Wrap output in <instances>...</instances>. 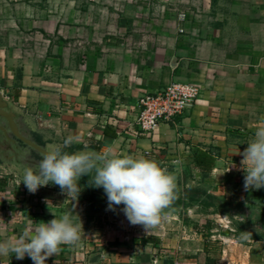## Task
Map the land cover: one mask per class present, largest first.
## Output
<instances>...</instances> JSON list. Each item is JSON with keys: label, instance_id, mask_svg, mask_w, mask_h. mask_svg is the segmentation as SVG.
<instances>
[{"label": "crops", "instance_id": "1", "mask_svg": "<svg viewBox=\"0 0 264 264\" xmlns=\"http://www.w3.org/2000/svg\"><path fill=\"white\" fill-rule=\"evenodd\" d=\"M174 81L200 86L196 104L176 125L140 131V97ZM0 91L37 142L77 136L66 151L154 159L198 191L179 194L193 223L170 212L176 232L143 234L97 223L104 203L92 196L29 193L0 160V241L73 208L82 246L62 245L45 264H264V188L244 189L240 154L264 123V0H0ZM198 150L214 159L205 177Z\"/></svg>", "mask_w": 264, "mask_h": 264}, {"label": "clouds", "instance_id": "2", "mask_svg": "<svg viewBox=\"0 0 264 264\" xmlns=\"http://www.w3.org/2000/svg\"><path fill=\"white\" fill-rule=\"evenodd\" d=\"M78 142L79 137L69 136L62 144L50 145L35 169L26 167L23 170L21 182L29 193L34 194L51 183L59 186L68 198L78 200L81 191L78 182L81 177L89 176L91 186L103 188L107 210L115 211L117 206L123 205L122 212L130 225H141L149 232L167 219L178 199L174 172L143 156H113L88 149L71 153L65 150ZM247 145L240 153L245 172L244 189L259 190L264 188V123L254 130ZM54 217L47 223L27 227L18 237L0 241V256L15 254L18 260L28 256L33 264H45L49 257L60 253L62 245L81 247L83 225L73 208L59 218ZM239 239L249 240L251 233L241 232Z\"/></svg>", "mask_w": 264, "mask_h": 264}, {"label": "built area", "instance_id": "3", "mask_svg": "<svg viewBox=\"0 0 264 264\" xmlns=\"http://www.w3.org/2000/svg\"><path fill=\"white\" fill-rule=\"evenodd\" d=\"M200 92L195 83L174 81L142 95L135 125L146 133H153L162 122L176 125L177 118L196 104Z\"/></svg>", "mask_w": 264, "mask_h": 264}, {"label": "water", "instance_id": "4", "mask_svg": "<svg viewBox=\"0 0 264 264\" xmlns=\"http://www.w3.org/2000/svg\"><path fill=\"white\" fill-rule=\"evenodd\" d=\"M24 119L14 102L0 91V160L3 164L23 173L35 160L26 159L29 147L43 156L48 146L34 140L23 126ZM21 143V145H20ZM88 148L77 149L74 152ZM91 150V149H88ZM93 151V150H91Z\"/></svg>", "mask_w": 264, "mask_h": 264}, {"label": "rangeland", "instance_id": "5", "mask_svg": "<svg viewBox=\"0 0 264 264\" xmlns=\"http://www.w3.org/2000/svg\"><path fill=\"white\" fill-rule=\"evenodd\" d=\"M168 170L171 171V172H174L176 174V176H177V180H180L181 173L176 172V170H174V169L173 170L172 169H168ZM184 177L185 178H190V180H191L192 175L185 174ZM189 181H188V184L190 185L189 188L188 189H184V190L181 189V183H178V188H179L178 196H179V194L181 192H184V194H186L187 191L190 192V189L192 188V186H191L192 183L189 182ZM79 185L81 187V191H80V194L81 195H83V196H90V197L92 196V195H90V194L87 193V191L90 188V186H86V185H84V183L83 184L82 183H79ZM48 186L51 188L49 190H53V191L56 190L55 187H59V186H56V185L50 183L49 185L44 186V187H40V188H48ZM93 188H95V187H93ZM95 190L98 191L103 196V198H107L106 195L104 194L103 188H95ZM96 200H98V199H96ZM101 201H102L101 203H104V206H103L104 209L98 211L99 212V215H98L97 223H99V224H109V223H111V224H114V225L116 224V225H118L122 229H123V226H124V228L127 227L128 230H130L132 232L134 231V232H140V233H143V234H148V233H151V232H155L157 229L160 228L161 225L162 226L168 225L169 226L168 228H170L168 230H170V232H174L176 230V229H174V231H172V229L175 228V226H176V224L174 225V222H178V220H180V219H181V221L183 220V223L185 225H188L189 223H191V222L193 223L194 222L193 221L194 218H190L188 216V213H185V215H183L184 212H185V210L187 211V209H188L187 207H190L191 208V206H190L191 204L190 203H187L185 201L184 202L185 203L184 206L172 207L173 210L170 211V212H174V213H177V211H180V215H181L180 216V219H176V218H172V217H167V219L162 220L161 224L158 227H156L152 231L146 232L141 225H135V226H133V225H130L129 224L126 216L122 212L123 205L117 206L116 207L117 209H115V211H111V210H107L108 209L107 201H105V200H101ZM185 216H188V217H185Z\"/></svg>", "mask_w": 264, "mask_h": 264}, {"label": "trees", "instance_id": "6", "mask_svg": "<svg viewBox=\"0 0 264 264\" xmlns=\"http://www.w3.org/2000/svg\"><path fill=\"white\" fill-rule=\"evenodd\" d=\"M193 162L195 164V167L202 173V177H205L207 175V173L210 171L214 159L211 155H209L207 152L198 150L195 154H194V158H193ZM83 183L86 186H90V188L88 189L87 193L92 195L93 198L95 199H100V200H105L107 201V198H103V196L95 190V188H93L90 184H89V176H83ZM190 193L194 194V193H198V191H193V189H190ZM80 195V193H79ZM188 200L191 202L193 200V197L190 195V198H188ZM185 198H182V196H178V199L174 202V204L172 205V207H176V206H183L185 203ZM240 242H243V240H240L239 237L237 238Z\"/></svg>", "mask_w": 264, "mask_h": 264}, {"label": "flooded vegetation", "instance_id": "7", "mask_svg": "<svg viewBox=\"0 0 264 264\" xmlns=\"http://www.w3.org/2000/svg\"><path fill=\"white\" fill-rule=\"evenodd\" d=\"M33 138V137H32ZM21 145V143H20ZM35 154V155H34ZM38 156V157H37ZM26 159H29V160H35L36 162H40V160L42 159L41 156H39V153H37L35 150H33L32 148L29 147V151L28 153L26 154L25 156ZM30 167H33L34 169L36 168L37 165H32V164H29Z\"/></svg>", "mask_w": 264, "mask_h": 264}]
</instances>
